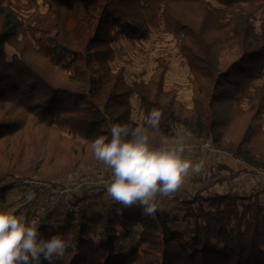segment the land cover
Instances as JSON below:
<instances>
[{
    "label": "trees",
    "instance_id": "1",
    "mask_svg": "<svg viewBox=\"0 0 264 264\" xmlns=\"http://www.w3.org/2000/svg\"><path fill=\"white\" fill-rule=\"evenodd\" d=\"M154 30L176 41L192 108L178 89L166 90L165 58L148 82L129 84L124 67L113 70L121 41L141 44ZM263 74L264 0H0V203L6 181L57 184L97 164L109 169L91 142L113 124H144L153 148L176 143L183 128L245 169L214 164L211 185L181 201L182 227L169 212L119 203L100 214L68 212L58 230H38L66 241L55 264H264V185L243 195L210 190L264 171ZM154 109L163 113L156 130L146 124ZM138 229V245L121 249Z\"/></svg>",
    "mask_w": 264,
    "mask_h": 264
},
{
    "label": "clouds",
    "instance_id": "2",
    "mask_svg": "<svg viewBox=\"0 0 264 264\" xmlns=\"http://www.w3.org/2000/svg\"><path fill=\"white\" fill-rule=\"evenodd\" d=\"M163 113L152 110L146 124L156 130ZM96 160L111 171L106 196L125 208L138 206L144 213L157 211L158 197H168L182 188L191 174H199L203 161L184 156V146L153 148L144 124H113L110 135L91 142ZM68 245L58 235L45 239L23 216L0 211V264H55Z\"/></svg>",
    "mask_w": 264,
    "mask_h": 264
},
{
    "label": "rangeland",
    "instance_id": "3",
    "mask_svg": "<svg viewBox=\"0 0 264 264\" xmlns=\"http://www.w3.org/2000/svg\"><path fill=\"white\" fill-rule=\"evenodd\" d=\"M116 49L118 53L117 58L112 65L113 70L117 71L120 68L124 67L127 73V82L129 84H133L140 80L148 82L153 74L155 67L157 66V60L159 58L167 59L170 62V70L168 71L165 79L166 90L169 91L172 89H178L179 100L186 107L192 108V78L189 74L188 68L180 57L176 46V41L172 36L165 35L159 31L154 30L147 42L133 45L124 40L116 46ZM7 52L8 59L11 60L15 53V50L11 47H8ZM258 84H264V74L258 81ZM131 103L133 107V119L136 121L143 120L144 115L140 111L139 101L136 96L132 97ZM178 134L179 141L170 146H167V148L171 149L173 147H176L177 145L182 144L185 149V158H191L193 162L203 161V163L207 164V166L209 164L212 165V167L218 162H223L238 170L245 167L240 161L233 160L228 155L219 153L214 145H211L210 143L198 142L197 140L192 138L183 128H179ZM190 155L193 156V158ZM97 166L102 165H94V167ZM94 167L83 169L80 172L93 171ZM204 169L208 170H202L197 175L192 174V176L195 175L199 176L200 179L202 178V188L210 186L213 182V178H210L211 171L209 170V168L206 167ZM245 173H247L248 175L246 176ZM36 179L39 180L38 178ZM15 182L17 181H6L5 183L1 184V187H11V190L7 193L6 201L0 203L1 211L20 215L23 217L35 213L38 218L33 222V227L39 230V227L42 225H50L52 229L51 231L58 230L65 222L68 212L72 210L67 207H58L54 209L50 214L41 215L43 210L39 207V201L33 194L34 192L29 188H25L23 185L17 187L15 185ZM260 185H264L263 176L254 175L250 172L243 171L239 177L229 182L227 186L216 185L214 189L216 191H224V189L227 188L229 191L240 193L243 195L247 193L250 186L253 190ZM191 186H194V183H192ZM87 190L88 191L86 193H79L76 196L83 198L85 194L84 200H87L89 202V207L86 208L85 211H89V213L91 214H100L117 203L112 199L110 200L106 197H103L106 193H104V187L93 189L87 188ZM210 190L208 192H210ZM180 192L181 189L178 190L177 193H175L173 198L158 197L157 209L159 211L169 212L173 216H177L179 218L178 226L182 227V219L185 215V207L182 206L181 201L192 199L196 193H187V195L184 197L182 192H185ZM262 199L264 200V195H262ZM131 208L134 211H143V209L138 206L130 207V209ZM139 232L140 229L137 230L136 235L133 239L123 242V244L120 245V248L127 252L132 251L139 243Z\"/></svg>",
    "mask_w": 264,
    "mask_h": 264
},
{
    "label": "built area",
    "instance_id": "4",
    "mask_svg": "<svg viewBox=\"0 0 264 264\" xmlns=\"http://www.w3.org/2000/svg\"><path fill=\"white\" fill-rule=\"evenodd\" d=\"M176 147L178 148L180 145H177ZM255 172L264 177L263 170H255ZM110 177V169L97 166L94 167L93 171L79 172L74 177H71L68 180H63L57 184H50L37 179H24L15 182V185L17 187L23 185L25 188H29L34 192L33 194L39 201V207L43 210V212L41 211V215L50 214L58 207H67L73 212L78 213L85 211L86 208L89 207V202L84 200L85 194L83 198L76 195L79 193H86L88 191L87 188L93 189L104 187L105 193ZM174 195L175 194L168 197L173 198Z\"/></svg>",
    "mask_w": 264,
    "mask_h": 264
},
{
    "label": "crops",
    "instance_id": "5",
    "mask_svg": "<svg viewBox=\"0 0 264 264\" xmlns=\"http://www.w3.org/2000/svg\"><path fill=\"white\" fill-rule=\"evenodd\" d=\"M179 141V140H178ZM191 156V155H190ZM192 158H193V156H191ZM191 159V158H190ZM209 168V170H211V168H212V165H209L208 164V166H207V164H205L204 163V167H203V169L202 170H208V169H204V168ZM242 169H244V168H242ZM201 170V171H202ZM246 174V176L248 175L247 173H245ZM195 175H197V174H195ZM195 175H193L192 176V174L189 176V178H187V180L185 181V183H184V185L182 186V188H181V192L182 191H184L185 193H183L182 192V194H183V196L185 197L186 195H187V193L188 194H192V192H193V194L194 193H197L198 191H200V190H202L203 188H202V183H201V181H202V178L200 179V177L199 176H195ZM202 177V176H201ZM192 183H194V186H191V184ZM212 191L213 190H215L214 188H210ZM252 188H251V186L249 187V190L247 191V192H249L250 190H251ZM180 192V193H181ZM103 197H106L107 199H110L111 200V198L110 197H107V196H105V194H104V196ZM166 198H169V197H166ZM111 202V201H110Z\"/></svg>",
    "mask_w": 264,
    "mask_h": 264
}]
</instances>
